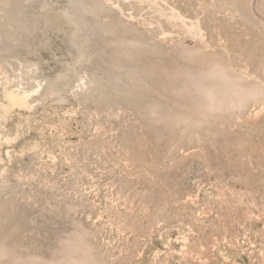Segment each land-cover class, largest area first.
<instances>
[{"label": "rangeland", "instance_id": "rangeland-1", "mask_svg": "<svg viewBox=\"0 0 264 264\" xmlns=\"http://www.w3.org/2000/svg\"><path fill=\"white\" fill-rule=\"evenodd\" d=\"M0 264H264V0H0Z\"/></svg>", "mask_w": 264, "mask_h": 264}]
</instances>
